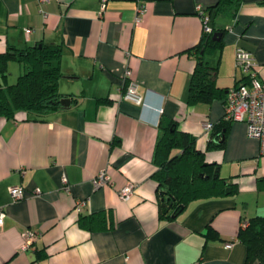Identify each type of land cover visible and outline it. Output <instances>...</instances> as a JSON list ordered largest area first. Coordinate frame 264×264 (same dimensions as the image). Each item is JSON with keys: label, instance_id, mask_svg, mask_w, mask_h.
<instances>
[{"label": "crops", "instance_id": "0c3cea01", "mask_svg": "<svg viewBox=\"0 0 264 264\" xmlns=\"http://www.w3.org/2000/svg\"><path fill=\"white\" fill-rule=\"evenodd\" d=\"M217 1L107 0L101 14L102 0H0V53L62 44L59 91L71 99L45 120L25 111L0 117V205L6 210L0 264L245 263L239 230L264 215L260 141L248 135L245 121H231L224 146L209 148L214 129L205 124L224 118L226 96L188 103L196 65L190 49L204 33L197 6ZM214 26L225 29L223 47L206 56L217 67L218 86L228 91L244 80L238 47L253 53L264 81V0H243L236 18L215 15ZM7 68L9 83L25 70L16 60ZM129 79L138 84L142 104L124 96ZM162 118L194 136L195 147L237 190L194 199L177 215L161 217L153 173ZM101 170L111 179L97 186ZM129 182L135 189L124 200L120 189ZM14 185L25 189L23 198H13ZM80 201L86 202L78 210ZM101 210L112 227L79 224L81 214ZM209 225L217 234H209ZM28 230L37 237L22 249Z\"/></svg>", "mask_w": 264, "mask_h": 264}, {"label": "trees", "instance_id": "16d2710c", "mask_svg": "<svg viewBox=\"0 0 264 264\" xmlns=\"http://www.w3.org/2000/svg\"><path fill=\"white\" fill-rule=\"evenodd\" d=\"M243 0H218L206 7L212 15L224 14L236 18ZM227 30V28H226ZM224 33L225 29L212 27L205 32L190 52H194L196 65L190 77L188 103L212 102L227 96V89L216 82L217 67L209 64L206 56L223 47L222 35L214 38V33ZM62 44L39 43L25 48H11L0 53V117L14 118L25 111L33 120H45L57 109L66 108L60 103L65 96L59 91V81L63 75L60 59ZM16 60L25 70L15 82L6 80L8 62ZM229 90V89H228ZM231 121L223 118L213 124L209 148L223 147L226 129ZM161 133L155 148L157 170L153 177L158 183L159 213L171 218L180 213L190 201L198 198L233 193L237 190L234 182L220 177L216 164L207 160L205 153L195 147V138L178 128L176 121L162 118L159 122ZM79 224L90 230L106 229L113 226L105 210L91 214H81ZM209 234H217L209 225ZM238 238L247 246L244 264H264V215L249 218L248 224L239 230Z\"/></svg>", "mask_w": 264, "mask_h": 264}, {"label": "built area", "instance_id": "2783aa9c", "mask_svg": "<svg viewBox=\"0 0 264 264\" xmlns=\"http://www.w3.org/2000/svg\"><path fill=\"white\" fill-rule=\"evenodd\" d=\"M45 2L49 0H39ZM107 0H102L101 14L106 9ZM197 11L200 18L203 21L204 31L211 32V15L208 11L198 5ZM31 29L27 28V32ZM236 66L244 73V80L236 86L231 87L225 100V114L224 118L229 121H245L247 123V132L250 137L259 139L261 144V152L264 153V81L259 77V73L256 67L255 57L249 50L238 47L236 49ZM130 70L126 71L125 78L130 77ZM138 84L130 80L128 81L126 92L124 96L126 98L134 100L138 104L143 103V97L138 93ZM213 124L207 122L205 124L206 129H211ZM111 177L107 170H101L95 177V184L97 186L106 184L110 181ZM135 189L133 182L127 183L120 189V195L122 199L128 200L131 198ZM65 191H70L68 184L64 187ZM13 198L21 199L25 196V189L20 185H14L10 187ZM40 189H35V194H40ZM86 201H80L77 204V209L81 210ZM6 210L0 205V226L4 224ZM247 223L244 222L243 226ZM37 233L28 230L24 234V242L22 249L29 247L36 239Z\"/></svg>", "mask_w": 264, "mask_h": 264}, {"label": "water", "instance_id": "95a60500", "mask_svg": "<svg viewBox=\"0 0 264 264\" xmlns=\"http://www.w3.org/2000/svg\"><path fill=\"white\" fill-rule=\"evenodd\" d=\"M214 20H215V13L212 15L211 17V26L213 27L214 26ZM222 35L221 32L219 31H216L214 33V38H219L220 36ZM60 103L62 106H65V107H68L71 105V99L70 97L68 96H63L61 99H60ZM216 170H218V168L216 167Z\"/></svg>", "mask_w": 264, "mask_h": 264}, {"label": "rangeland", "instance_id": "374dc122", "mask_svg": "<svg viewBox=\"0 0 264 264\" xmlns=\"http://www.w3.org/2000/svg\"><path fill=\"white\" fill-rule=\"evenodd\" d=\"M23 67H24V66H23ZM23 72H24V71H23ZM23 72H22V73H23ZM16 76H17V75H16ZM13 80H14V82L16 81V79H13ZM11 82H12V81H11Z\"/></svg>", "mask_w": 264, "mask_h": 264}]
</instances>
